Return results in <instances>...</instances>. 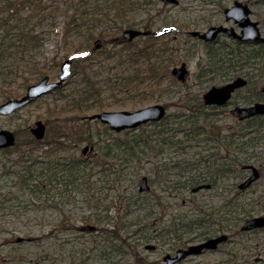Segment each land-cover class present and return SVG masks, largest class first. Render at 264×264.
<instances>
[{
	"label": "rangeland",
	"instance_id": "374dc122",
	"mask_svg": "<svg viewBox=\"0 0 264 264\" xmlns=\"http://www.w3.org/2000/svg\"><path fill=\"white\" fill-rule=\"evenodd\" d=\"M3 1L0 0L1 5ZM86 1L89 2L88 5H92L94 2V0ZM100 1L119 2L120 0ZM123 1L121 11L124 15L121 13L119 17L111 16L108 20L97 25L96 30V32L105 31L109 27L117 26L118 32H106L103 37H99L103 43L100 49H94V42L97 38L89 42L87 40L86 49H82L86 55L90 54L92 57L86 64V70L98 81V85H102L108 101L113 103L110 110H134L149 104L160 103L168 106V115L165 121L147 123L122 132L111 130L99 120L86 122L80 119L79 121L66 122L63 118L65 116H62V120L58 123L49 124L47 122L48 111L53 108L57 110L67 105L83 87V72L76 70L74 61L75 73L62 88L34 99L13 114L0 115V129L14 130L18 142L23 145L27 141L28 132L30 133L29 127L37 119L46 122L47 130L52 126V131H72L75 138L79 137L82 130L86 131L80 143L77 145L72 143L69 149L59 151L58 155L76 157L74 156L76 154L77 157H82L89 163L85 172L87 175L88 172L91 175V181L86 176L87 183L80 185H66L65 182L54 184L48 192L49 196L44 193L39 194L40 200L37 201L42 202L34 203L26 199L22 200L21 194L19 196L21 201L16 204L9 203L8 200L4 203L0 202V264H161L159 261L167 251L174 249V242L177 238L175 232L170 230L173 227L170 221L175 219L174 215L184 214L185 221H189L191 216L198 213L200 205L212 209L216 204L221 203L220 201H195L198 199V193H193L191 186L182 187L180 185L179 181H184L188 175L194 174L193 167H188V165L197 160L201 161L200 159L204 156L198 151L200 149L205 151V149L196 144L197 139H189L185 132L179 131L178 136L173 138L174 140L181 138L182 143L179 148L164 146V150L157 153L154 145L158 130L165 125L172 132L177 127L184 128L185 126L184 129H186L192 124V121L185 120L190 117L191 111L194 113V109L188 110L187 99L195 92L202 93L210 85L209 77L205 75L204 78H200L199 76L202 66L208 63V47L183 30L207 27L206 21L210 19L213 8L211 4H206L209 0H180L179 5L166 4L162 0ZM255 1L259 2L261 12H264V0ZM42 2L45 5L59 3V8L50 14L34 10L28 5H22L19 11L21 19L11 18L10 23L14 26L4 38L7 42L11 41L14 49H18L22 53L14 56L6 54L8 56L2 60L0 67L4 65L10 67L19 58L22 63L31 59L38 60L41 62L44 75L48 74L51 80H56L61 63L69 56H73L75 51L72 50L73 42L86 41L90 32L78 30L74 31V35L68 40L63 37L65 25L70 19L66 9L71 8L69 13L72 14L78 8V0H42ZM10 11L15 13L16 7L11 8ZM28 16L31 18L30 21H28ZM173 20L177 21L175 26H181L182 31L178 32L177 28L173 32L157 36V42L158 44L168 42V52L177 54L176 63L183 60L188 63L190 76L187 83H173L168 76H165L161 78V88L153 94H149L144 100H138L134 94H131L130 87L125 91V88L121 90L111 86L112 82L108 78L113 77L114 79L115 73L123 68H128L132 64L136 67H145L143 63H132L129 60L130 56L126 54L141 48L145 44L144 38L136 39L130 43L131 45L118 43L116 47L113 46L114 42H111V38L121 35L123 29L130 26L144 27L146 24H151L150 28L153 31H162L164 27L173 25ZM20 25L25 26V30H30L28 32L32 36L29 37L31 39L30 47L24 48L23 42L18 38L20 33L25 32L20 28ZM0 31L1 37L2 30ZM109 51L113 52L110 56L107 55ZM140 62H144V60L141 59ZM173 65L171 64L169 69ZM39 79H33V82ZM18 85L17 82H12L9 86L15 90L16 96L25 92V88L18 87ZM74 111L70 107L63 115L71 117ZM90 113L92 112L87 110L86 114ZM60 122L61 124H59ZM217 124L219 127L216 130L213 127L212 132V135H215V141H212L215 148L212 150L217 151L218 155H222L225 143L230 139L232 131L237 130L236 127L239 123L227 117L218 120ZM262 124L264 128V121ZM254 125H250L249 129H254ZM263 130L258 133L250 132L244 137L237 136V142L246 141L247 147L244 152H235L236 148L233 147L230 157L237 154L240 160L245 162H261L263 159L260 156L264 155ZM218 131L220 132L217 133ZM87 133H92L93 138H89ZM127 138L136 139L138 155L134 161L123 164L122 158L116 160L115 157H111L103 167L101 163H103L104 145H114L117 143V139L125 140ZM86 145H89V150L84 155L82 150ZM45 147L46 144H41L35 152L40 154ZM24 149L25 147L22 146L21 150ZM17 159V151L12 150L9 153L0 149V191L4 190V186L1 188V185L13 173H9L11 172L9 169H3L5 162L9 161L10 163ZM211 159L215 161L216 158L212 157ZM97 161L100 163L96 164ZM232 161H237V159ZM22 168L23 164H16L14 170L16 172ZM143 175L149 176V182L154 189L152 192L139 191ZM174 184L180 187L174 188ZM158 194L163 197L158 198L159 196H156ZM254 194L250 192L239 201L236 207L237 210H241L239 219L243 217L241 216L242 211L250 208L247 197H252ZM2 197L0 195V200ZM199 199H205V197H199ZM125 205H129L128 209L124 208ZM261 205V210H263L264 202L261 201ZM106 214L109 215L107 219L110 221L116 216H120V226L124 221V226L119 231L121 239H125L120 252L116 251L118 250V240L105 235L99 229L101 226L107 225L108 220L96 222L99 215L104 218ZM88 223L96 224L98 230H79L81 225ZM180 229L181 231H179ZM180 229L178 232L186 237L198 235L200 231V228L197 227L191 231L182 227ZM18 236H28L31 240L16 242L15 239ZM147 243L155 244L156 248H146ZM232 253L243 254L250 258L260 256L261 264H264V230L256 233L235 234L232 243L222 245L220 251L209 252L197 256V258L227 257ZM105 255H110V260H107Z\"/></svg>",
	"mask_w": 264,
	"mask_h": 264
},
{
	"label": "flooded vegetation",
	"instance_id": "af4514ba",
	"mask_svg": "<svg viewBox=\"0 0 264 264\" xmlns=\"http://www.w3.org/2000/svg\"><path fill=\"white\" fill-rule=\"evenodd\" d=\"M162 1L168 4L164 0ZM235 1L237 0H209L206 4H211L213 12L210 17L211 20L207 22L208 26L203 29L183 30L208 47V63L202 66L199 76L200 78H204L205 75L209 77L210 85L202 93L195 92L192 94L196 95L197 99L192 117L194 123L189 126L187 124L186 129H184V126V130L182 131L188 132L190 129H193L195 135L193 139H197L196 144L205 149V151L198 150L204 156L200 159L201 161L197 160L193 164L188 165V167H193L194 174L188 175L187 179L179 182L182 187L191 186L192 192L198 193V199L195 201H220L221 203L219 205L216 204L212 209L200 205L198 213L195 216H191V220L189 221H185L184 214L178 213L174 215L176 220L170 221L173 224L172 229H170L171 231H175L176 226L179 229L182 227L187 231L189 229L191 231L197 227L200 228V231L198 235L188 237L179 233L174 242V249L167 251L163 255L162 260L159 261L161 264L170 263V258L165 260L164 257L169 254L171 257L176 256L178 249H187L190 245L199 244L209 238L222 234H226L227 238L219 242L217 247L204 248L199 253L188 254L173 264H261L262 258L260 256L250 258L243 256V254L237 255L235 253L227 257L197 258V256L209 252L215 253L220 251L222 245L232 243L235 234L256 233L264 230V226L250 229L243 228L247 220L264 215V209L262 208L263 210H261V201L264 202V155L261 154L260 157L263 160L257 163L240 160L237 154L230 157L233 147L236 148L235 152H244L247 147L246 141L237 142V136L244 137L250 132H261L264 129L262 124L264 113L241 117L236 112L243 108L255 106L258 103H264V12H261L259 2L255 0H239L243 3L241 6L246 5V7L235 9V11L230 13L231 16L228 17L226 9L233 7ZM173 4L179 5L180 0L178 3ZM235 12L236 15H234ZM174 21L173 25L164 27L165 29L170 27V31L157 36L173 32L177 28L178 32H181V26H175L177 21ZM211 25H221L226 27V29L221 30L213 40H205L199 35H192L190 33L191 30L205 31ZM150 26L151 24H146L144 27H128L149 32L148 34L135 37L130 43L138 38L156 35V32ZM124 30L121 35L114 36L112 40L117 41L119 44L126 43L127 40L123 38ZM245 35L252 36H250L251 38H243ZM100 44L101 48L103 43L101 42ZM94 47H96V44ZM183 62L186 61H180L171 67L170 74L172 76H175L172 74V68L180 66ZM189 76L190 73L188 78ZM187 81L180 83L186 84ZM226 85H231L232 88L229 97L223 103L207 104L205 102L204 95L208 90L213 87L219 88ZM227 117L232 118L239 124L236 127L237 130L232 131L230 139L225 143L223 154L218 155L217 151L212 150L215 148V144H212V141H215V135H212L213 127L216 130L219 127L217 121ZM250 125H254L255 128L252 126L254 129H249L251 128ZM216 138L218 139V135ZM212 157L216 158L215 161L211 159ZM231 159H237V161H232ZM165 169H167L166 166ZM254 173L257 174V177L244 186L243 183ZM261 186L263 187L262 189ZM153 190V185L150 183L148 191L152 192ZM250 192L255 193L252 197H247L249 199L246 201L250 204V208L242 211L241 216L243 217L239 219L241 210H237L236 207L242 197ZM156 196H159V194ZM160 197L163 196L161 195ZM199 197H205V199H199ZM196 205L198 204L196 203ZM239 224L240 226L238 227ZM148 245H154L151 249L156 248L155 244L148 243L146 244V248H148Z\"/></svg>",
	"mask_w": 264,
	"mask_h": 264
},
{
	"label": "trees",
	"instance_id": "16d2710c",
	"mask_svg": "<svg viewBox=\"0 0 264 264\" xmlns=\"http://www.w3.org/2000/svg\"><path fill=\"white\" fill-rule=\"evenodd\" d=\"M77 3L78 8L77 10H74L72 14L69 13L71 8L66 9L70 15V19L65 25L63 37L65 40H68L74 35V31L78 30H86L90 32L86 41H80L78 43L73 42L74 45L72 47V50H75L73 53L75 54L74 67L76 70H82L84 83L83 87L79 89L77 96L72 97L67 105L62 108H58L57 110L53 108L48 111L47 122L49 124L58 123L62 120V116H65L63 118L66 122L76 120L79 121L83 115H86L87 110L95 112L98 110L109 109L113 104L111 101H108V98L104 94L102 85H98V81H96L93 78V75L86 70V64L92 59L91 55H83L81 52L84 51L82 49H86L85 47L87 45L85 44L87 43V40L89 42L94 38L103 37L106 32H118L117 26L109 27L105 31L96 32V30L98 28L97 25L108 20L111 16L115 15L119 17L121 13L124 15L121 11L123 9L124 1L101 2L100 0H94L92 5H88L89 2L86 0H78ZM22 5H28L34 10H39L43 13L48 12L50 14L59 8V3L45 5L42 0H4L2 5L0 4V30H2V35L0 37V63L6 56H8L6 54L14 56L18 53H22L18 49H14L13 43H10L11 41L7 42L6 39H4L7 37L9 30L14 26V24L10 23L11 18L15 17L16 19H21L19 11ZM13 7H16L15 13H11L10 11ZM30 20L31 18L28 19V21ZM210 20L211 19L206 22H209ZM187 25L189 24L187 23ZM20 28L25 32L20 33L21 35L18 36L19 40L23 42L24 48L30 47L29 44H31V39L29 37H32L28 34L30 30H25V26L23 25H20ZM144 39L145 44L141 48L129 51V53L127 52L126 54L130 56L129 60H131L132 63H143L145 64V67H136L132 64L128 68H123L122 70L116 72L114 79L113 77L108 78V80H111L112 82L111 86L115 88H120L121 90L122 88H125L124 90L127 91V88L130 87V93L134 94L138 100H144L149 96V94H153L156 90L161 88V78L165 76H168L170 81L173 83H179V81H177L170 74L169 67L171 64H175L178 59L177 54H174V52H168V42L158 44V38L156 35H149ZM123 45H125V43ZM126 45L131 44L126 43ZM113 46H118V43H114ZM111 52L112 51H109L107 55L110 56ZM141 59H143L144 62H140ZM16 61L17 62L13 63L10 67L7 65L0 67L1 101L17 95L15 94V90L9 87L12 82H17L19 84L18 87L20 86L26 88L34 81L33 79H39L44 75L43 67L41 62L38 60L35 61L31 59L22 63L19 58ZM118 61L121 63L120 60ZM187 102L188 110H195L197 102L196 95L189 97ZM70 107L71 110H75L71 117H67L66 114L63 115L66 109H69ZM193 114L194 113L191 111L190 117L185 119L192 121V124L194 123L192 119ZM163 121H165V119ZM86 122H89V120H86ZM59 124H61V122ZM52 128V126L49 127L44 140H37L31 133L28 132L25 145L18 142L16 146L4 149V151L9 153H11L12 150L17 151L18 159L10 163L9 161L5 162L3 166V169H9L11 170L9 173H13L12 176H9L7 181L1 185V188L4 186V190L0 191V195L3 196L0 200L1 203L7 202L8 200L9 203L16 204L21 201L19 199L20 194L23 196L22 200L26 199L28 201H33L34 203L42 202L37 201L40 200L39 194L44 193L46 196H49L48 192L56 183L65 182L66 185H80L82 183H87V179L90 180L91 175H89V172L88 175L87 172H85L89 163H87V161H85L82 157H77L78 155L76 154H74L76 157H72V155H68V157L58 155L59 151L69 149L72 143L75 145L80 143L83 140L82 138H84V133H86V131L82 130L79 137L76 136L75 138L73 137L72 131H52ZM183 130V128L177 127L176 130L171 132L167 125L159 129L156 142L154 143L156 147L155 151L157 153L161 152L164 150V146H176L179 148L182 143L181 138L175 140L173 138H176V136H178V132ZM87 135L89 138H93L94 136L92 133H87ZM185 135L189 139L195 138L193 129H190L188 132L186 131ZM135 141V138H127L125 140L117 139V143L114 145L105 144L104 152L102 154V166H106V164L110 161H108V159L111 157H115L114 159L116 160L122 158L123 164H128L134 161L135 157L138 155ZM41 144H46V147L41 150L40 154H37L35 151H37V148ZM22 146L25 147L23 151L21 150ZM152 149L154 150V148ZM98 163L100 162L97 161L96 164ZM16 164H23V168L16 170L15 172L14 169ZM85 177L87 179H85ZM177 187H179V185L174 184V188ZM46 198L48 199V197ZM127 203L129 202L127 201ZM128 206L129 205H125L124 208L128 209ZM108 216L109 215L106 214L104 218H102L101 215H99L96 222L100 223L103 220H108ZM120 218V216H116L112 221L108 220L106 223L107 225L99 228L105 235L118 240V250L116 251L119 252L122 250L120 248L125 241V239L122 240L119 236V231L124 226V221H122V225L120 226ZM178 230L179 227L176 226L174 232L177 237L179 236ZM105 258L110 260L111 257L110 255H105Z\"/></svg>",
	"mask_w": 264,
	"mask_h": 264
},
{
	"label": "water",
	"instance_id": "95a60500",
	"mask_svg": "<svg viewBox=\"0 0 264 264\" xmlns=\"http://www.w3.org/2000/svg\"><path fill=\"white\" fill-rule=\"evenodd\" d=\"M167 3H178L179 0H164ZM243 3L239 0L235 1V5L231 8H227L226 12L228 17H230V13L235 11L237 8H245V6H241ZM236 15V12L235 14ZM226 29L224 26H215L211 25L205 31L200 30H191L190 33L192 35H199L201 38L205 40H213L216 35L221 31ZM170 29H166L165 32L169 31ZM148 31L136 28H127L123 32V38L127 41L133 40L135 37L148 34ZM252 35H245L243 38H251ZM264 40V39H263ZM98 42V41H97ZM100 43H96V47H100ZM61 72L58 75V80H50L48 75L42 77L39 81L30 84L27 87L26 93L21 97H14L9 98L2 103H0V115H9L21 109L22 107L29 104L33 99L40 97L56 88L62 87L74 74L72 70V59L67 58L61 64ZM190 70L187 66L186 62L181 63L180 66H174L172 68V74L180 81H186ZM231 85H226L222 87H213L208 90L205 95V102L207 104L210 103H223L230 95L231 92ZM167 112V108L165 105L160 103H155L151 105H147L135 110H102L95 112L91 115H88V118L95 119L98 118L102 122L109 124V126L116 130L121 131L127 128H135L139 125L149 122V121H158L161 120ZM241 117L249 116L256 113H264V103H258L255 106L243 108L241 110L236 111ZM31 132L37 139H43L46 132V123L43 120L39 119L35 122V125L30 128ZM16 134L13 130L10 129H0V148L11 147L16 144ZM89 150V145L84 146L83 153H86ZM257 177V174L254 173L250 176V178L243 183L244 186L249 184L254 178ZM149 188L148 177L143 176L141 180L140 190L144 191ZM264 226V215L254 217L252 219L247 220V222L243 225L244 229H250L254 227H262ZM96 225L94 224H85L80 226V230L82 231H92L96 229ZM227 238L226 234H222L217 237H212L204 242L199 244L190 245L187 249H178L177 255L172 256L166 255L164 258L168 260L170 258V263L166 262L164 264H173L175 261L179 260L180 258L188 255V254H195L202 251L204 248H215L217 247L218 243L222 240ZM26 238L24 236H18L15 240L17 242L24 241ZM28 240L31 238L28 237ZM148 248H153L154 245H148Z\"/></svg>",
	"mask_w": 264,
	"mask_h": 264
}]
</instances>
